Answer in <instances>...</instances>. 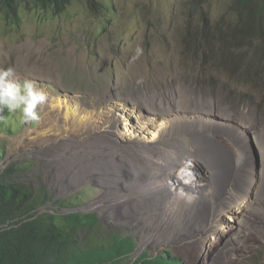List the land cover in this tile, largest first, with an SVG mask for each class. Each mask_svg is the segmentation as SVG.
Segmentation results:
<instances>
[{
	"label": "rangeland",
	"instance_id": "obj_1",
	"mask_svg": "<svg viewBox=\"0 0 264 264\" xmlns=\"http://www.w3.org/2000/svg\"><path fill=\"white\" fill-rule=\"evenodd\" d=\"M102 1L111 12L88 10L79 1H72L58 14L28 7L22 12L18 30L6 29L0 10V70L13 69L10 79L21 86L25 80L33 81L46 95L45 102L35 109L37 119L24 120L20 110L10 112L0 106V140L6 143L0 173L33 196L39 189L45 190L50 199L37 208L38 214H95L110 232L131 238L136 243L135 254L123 264H133L142 252L153 257L163 250H169L182 264H264V85L250 82L254 77L244 67V60L253 57L249 48H231L234 59L227 66L217 55L227 49L221 50L213 37L219 29L226 30L233 0H200L197 4L193 0ZM203 34H207L205 41L198 37ZM220 39L226 40L225 36ZM224 57L229 60V54ZM257 78L264 80V76ZM185 89L193 96L212 100L217 111L232 118L245 116L249 126L246 136H235L246 156L238 168L229 167L224 184L237 190L244 183L250 200L254 199V209L242 213L248 226L226 220L219 213L215 226L209 219L206 226L197 228L195 220L185 224L183 213L171 214L163 208L141 221L139 218L147 214L144 204L136 216L131 213L135 206L112 193V188L102 211L98 206L91 208L104 197L110 180L115 186L118 174L113 165L103 163L87 170L104 176L107 186L92 178L75 183L62 171L72 162L81 176L84 151L89 150L80 148L82 152L71 158L64 144L58 149L48 142L54 138L51 133L37 134L44 120L43 108L65 94L84 104L86 98L105 101L109 96L136 95L143 96L141 101L150 97L151 104L164 107L154 98H165L168 103ZM116 120L123 139L138 136L124 127V118L117 116ZM7 131L12 135L7 136ZM213 131L229 154L222 131ZM56 153L59 155L54 157ZM250 176L255 185L249 189ZM124 184L131 193L134 181L127 178ZM122 192L128 196L127 187ZM198 211L204 220L205 209Z\"/></svg>",
	"mask_w": 264,
	"mask_h": 264
},
{
	"label": "bare ground",
	"instance_id": "obj_2",
	"mask_svg": "<svg viewBox=\"0 0 264 264\" xmlns=\"http://www.w3.org/2000/svg\"><path fill=\"white\" fill-rule=\"evenodd\" d=\"M186 89L168 103L165 98H154L163 102L164 107L151 104L150 97L141 101L143 96L136 95L109 96L105 101L103 98H86L84 101L87 103L84 104L78 98H67L65 94L64 97L53 98L49 107L43 108L44 120L37 134L51 133L54 138H49L48 142L54 143L58 149L64 144L71 158L82 152L80 148L89 150V153L84 151L81 176L78 166L72 162L62 171L75 183L92 178L107 186L104 176L87 170L103 163L113 165L118 174L115 186L110 180L104 197L92 203L91 208L98 206L102 211L112 188V193H118L120 199L125 198L127 204L135 206L132 214L137 216L142 211L141 203L144 204L147 214L139 218L141 221L156 215L154 210L163 208L164 212L171 214L183 213L185 224L195 220L197 228L206 226L209 219L215 226L219 213L226 220L247 225L242 213L245 209H254V199L250 200L244 183L237 190L227 189L224 184L229 167L238 168L246 156L244 146H238L235 136H246L249 126L245 116L240 114L232 118L217 111L212 100L193 96ZM115 116L124 118V127L138 136L133 140L132 137L123 139ZM122 123L118 124L122 126ZM215 129L222 131L230 147L229 154L220 144L217 133L213 131ZM58 155L56 153L54 157ZM127 178L134 181L131 193L124 184ZM242 179L245 181V176ZM252 185H255L253 177L250 178L249 189ZM125 187L127 197L122 192ZM202 208L205 209L204 220L198 211Z\"/></svg>",
	"mask_w": 264,
	"mask_h": 264
},
{
	"label": "trees",
	"instance_id": "obj_3",
	"mask_svg": "<svg viewBox=\"0 0 264 264\" xmlns=\"http://www.w3.org/2000/svg\"><path fill=\"white\" fill-rule=\"evenodd\" d=\"M72 1H79L88 10L112 11L102 0H0L4 15L1 22L4 20L2 23L8 30H18L22 12L27 7L37 12L58 14ZM225 22V31L219 29L213 33L219 41L218 47L221 50L227 48L226 52L217 53L218 59L230 66L234 59L231 48L239 51L249 48L253 57L244 60V67L254 77L252 82L264 85V80L257 78L264 76V0H233L230 17ZM205 35L198 37L205 41ZM220 36H225L226 40L223 42ZM204 44L208 46L206 42ZM226 53H229L228 61L224 59ZM7 135L12 132L7 131ZM5 145L0 140V162L4 158ZM49 199L44 189H39L33 196L27 188L11 183L4 173H0V264H123L135 254V241L110 232L95 214L36 213L37 208ZM133 264H181V261L169 250H163L153 257L142 252Z\"/></svg>",
	"mask_w": 264,
	"mask_h": 264
},
{
	"label": "clouds",
	"instance_id": "obj_4",
	"mask_svg": "<svg viewBox=\"0 0 264 264\" xmlns=\"http://www.w3.org/2000/svg\"><path fill=\"white\" fill-rule=\"evenodd\" d=\"M12 77L13 69L0 70V106L6 107L10 112L20 110L24 120L37 119L35 109L37 105L45 102V93L33 81L25 80L21 86L14 79H10Z\"/></svg>",
	"mask_w": 264,
	"mask_h": 264
}]
</instances>
